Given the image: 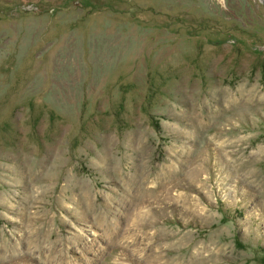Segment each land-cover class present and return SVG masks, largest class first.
I'll return each instance as SVG.
<instances>
[{
  "label": "rangeland",
  "instance_id": "1",
  "mask_svg": "<svg viewBox=\"0 0 264 264\" xmlns=\"http://www.w3.org/2000/svg\"><path fill=\"white\" fill-rule=\"evenodd\" d=\"M0 264H264V2L0 0Z\"/></svg>",
  "mask_w": 264,
  "mask_h": 264
},
{
  "label": "water",
  "instance_id": "2",
  "mask_svg": "<svg viewBox=\"0 0 264 264\" xmlns=\"http://www.w3.org/2000/svg\"><path fill=\"white\" fill-rule=\"evenodd\" d=\"M264 2V0H262Z\"/></svg>",
  "mask_w": 264,
  "mask_h": 264
}]
</instances>
